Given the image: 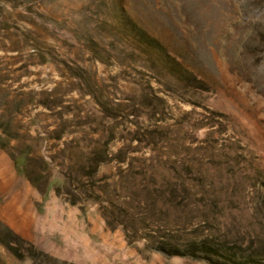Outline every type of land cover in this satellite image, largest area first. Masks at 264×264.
Here are the masks:
<instances>
[{"label":"rangeland","instance_id":"1","mask_svg":"<svg viewBox=\"0 0 264 264\" xmlns=\"http://www.w3.org/2000/svg\"><path fill=\"white\" fill-rule=\"evenodd\" d=\"M0 264H264V0H0Z\"/></svg>","mask_w":264,"mask_h":264},{"label":"trees","instance_id":"2","mask_svg":"<svg viewBox=\"0 0 264 264\" xmlns=\"http://www.w3.org/2000/svg\"><path fill=\"white\" fill-rule=\"evenodd\" d=\"M29 181L32 183V181H31L30 179H29ZM34 186H35L36 188H38L36 185H34ZM40 193L44 194V191H43V192L41 191ZM74 202H75L74 200H71V201H70L71 204H75ZM5 228L7 229L8 232H10L11 234H13V236H14L16 239L22 240V239L19 238L17 235H15V234L13 233V231H11L8 227H5ZM30 246H31V245H30ZM157 249H158L157 251H163V252L165 251V250L163 249V247H162V248H157Z\"/></svg>","mask_w":264,"mask_h":264},{"label":"crops","instance_id":"3","mask_svg":"<svg viewBox=\"0 0 264 264\" xmlns=\"http://www.w3.org/2000/svg\"><path fill=\"white\" fill-rule=\"evenodd\" d=\"M28 209H30V205L28 204Z\"/></svg>","mask_w":264,"mask_h":264}]
</instances>
